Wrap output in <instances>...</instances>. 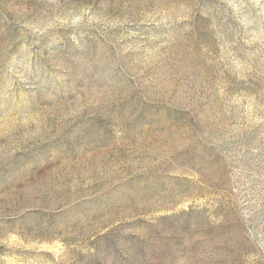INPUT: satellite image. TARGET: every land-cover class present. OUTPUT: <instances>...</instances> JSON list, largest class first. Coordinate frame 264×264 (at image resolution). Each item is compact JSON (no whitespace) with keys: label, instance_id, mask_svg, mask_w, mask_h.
<instances>
[{"label":"rangeland","instance_id":"1","mask_svg":"<svg viewBox=\"0 0 264 264\" xmlns=\"http://www.w3.org/2000/svg\"><path fill=\"white\" fill-rule=\"evenodd\" d=\"M0 264H264V0H0Z\"/></svg>","mask_w":264,"mask_h":264}]
</instances>
